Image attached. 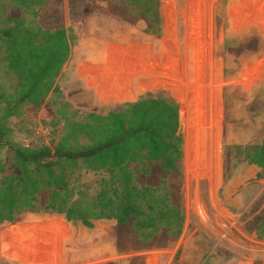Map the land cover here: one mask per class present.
Instances as JSON below:
<instances>
[{
	"label": "rangeland",
	"instance_id": "1",
	"mask_svg": "<svg viewBox=\"0 0 264 264\" xmlns=\"http://www.w3.org/2000/svg\"><path fill=\"white\" fill-rule=\"evenodd\" d=\"M50 1L43 9L44 0H0L2 26L10 15L50 32L53 12L75 24L56 90L7 121L8 139L49 145L91 114L171 99L183 137L178 170L144 155L127 170L134 187L163 189L181 221L151 229L103 219L88 228L44 213L45 190L35 211L0 225V264H264V165L251 162L264 141V0ZM11 156L0 147V163ZM97 229L103 237L80 241L79 230Z\"/></svg>",
	"mask_w": 264,
	"mask_h": 264
},
{
	"label": "trees",
	"instance_id": "2",
	"mask_svg": "<svg viewBox=\"0 0 264 264\" xmlns=\"http://www.w3.org/2000/svg\"><path fill=\"white\" fill-rule=\"evenodd\" d=\"M7 21V26L0 23V147H10L12 156L11 162L0 163V225L35 211L37 196L45 190L44 213L88 228L103 219L123 224L134 218L139 228L151 229L180 222L163 189L134 187L127 170L142 155L166 171L178 170L183 137L179 107L171 99L148 96L123 112L91 114L88 122L68 123L64 134L54 132L49 145L10 142L7 121L25 106L40 107L56 90L71 44L66 29L49 32L36 23L28 27L20 20ZM4 77L15 83L4 85ZM251 162L264 165V141ZM83 173L94 178L83 181ZM102 232L79 230L78 237L83 242L103 237Z\"/></svg>",
	"mask_w": 264,
	"mask_h": 264
},
{
	"label": "crops",
	"instance_id": "3",
	"mask_svg": "<svg viewBox=\"0 0 264 264\" xmlns=\"http://www.w3.org/2000/svg\"><path fill=\"white\" fill-rule=\"evenodd\" d=\"M51 4V1L50 0H44V6L42 7L43 9H44V7L45 8H47V6L48 5H50ZM70 5V4H69ZM69 5H68V3L65 1V3H64V7H63V9H67V8H69ZM17 9H20L21 11H23L24 9H22L23 7H20V6H18V5H14ZM41 8V9H42ZM42 9V10H43ZM53 15H52V21L50 22V23H52V24H55V25H58V26H56V27H54V28H52V29H50L51 31L50 32H53V31H56V30H60V29H69V28H74V25L75 24H72L70 21H69V19L67 18V17H64L63 18V21L61 20V18L57 15H55L54 16V12L52 13ZM39 15V14H38ZM8 17L9 18H12V19H16V20H21V18H19V17H14V16H10V15H8ZM61 24H60V23ZM38 23H39V18H38ZM85 84V83H84ZM86 87H87V90H89V91H84V94L85 95H82V97L84 98V99H90V98H92L94 95H92L91 93H90V91L92 90V89H94V88H92V87H95V83H93V84H86ZM97 88V87H96Z\"/></svg>",
	"mask_w": 264,
	"mask_h": 264
}]
</instances>
